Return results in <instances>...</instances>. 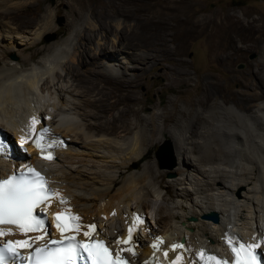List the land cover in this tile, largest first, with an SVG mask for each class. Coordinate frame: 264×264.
<instances>
[{"label": "bare ground", "instance_id": "6f19581e", "mask_svg": "<svg viewBox=\"0 0 264 264\" xmlns=\"http://www.w3.org/2000/svg\"><path fill=\"white\" fill-rule=\"evenodd\" d=\"M18 4L11 1L0 14L16 12ZM70 4L72 14L93 9L90 0ZM169 9L185 14L178 20L183 40L179 51L170 50L169 21L161 18L164 30L155 50L160 46L163 54L150 62L186 54L200 36L212 68L192 70L185 57H175L178 74L184 73L179 83L194 80V94L188 99L176 95L166 112L158 106L145 116V104L135 107L142 102L139 88L147 78L146 66L139 62L154 52L131 49L121 18L110 21L109 32L86 14L65 38L47 45L34 59L31 48L58 29L53 11L33 18L31 29H18L0 16V137L10 146L8 155H0V179L29 167L45 173L57 194L45 212L37 209L46 217L45 241L61 237L55 214L67 210L80 217L82 226L79 234H70L87 240L83 232L95 224L92 239L105 240L115 253L131 247L134 255L120 252L131 264H173L177 256L178 264H195L199 249L226 251L228 237L244 243L264 240V14L249 7L228 8L204 13L197 26L196 10L190 11L188 0H173ZM248 51H258V58L249 59L246 70L236 69L233 57L241 59ZM221 71L227 73L225 80ZM162 117L164 123H174L160 139L174 145L182 166L179 175H156L151 169L155 161L132 167L157 140ZM33 118L38 121L34 130ZM45 128L42 153L34 141ZM21 137L27 140L22 146ZM50 151L53 158L45 159ZM157 158L162 164L158 152ZM150 196L168 201L159 206L155 224L146 215ZM61 198L67 203H60ZM211 211L218 212L219 222L203 217ZM137 216L143 223L137 224L132 241L116 244L127 240ZM0 228L14 233L0 237L2 243L41 234L26 237L16 226ZM173 245L183 247L173 250Z\"/></svg>", "mask_w": 264, "mask_h": 264}, {"label": "rangeland", "instance_id": "374dc122", "mask_svg": "<svg viewBox=\"0 0 264 264\" xmlns=\"http://www.w3.org/2000/svg\"><path fill=\"white\" fill-rule=\"evenodd\" d=\"M11 1L19 2L17 7L18 10L10 14L2 12L0 16L5 17L4 20L11 21V23L18 29L33 28L32 25L28 26L33 18L36 16L40 17L42 14L47 15L50 11H53V23L57 25L58 29L46 33L44 35V41L31 48L30 51L36 52L34 59L38 58L43 52H45L47 45L65 38V36L75 28L73 25L80 24L86 17V14L92 15L93 20L101 25L103 28L102 30L105 29L109 32L112 28L110 21L112 23V21H114L113 19L121 18L123 21L121 26L123 29L122 34L125 41H128V44L131 43V46L133 47L131 49L133 51L148 49L150 52H154V54H152L146 61H143L142 63L139 62L141 66H146L145 70L147 78L146 82L142 83L139 88L142 102L136 103L135 107L138 108L142 107L144 104L146 105L147 109L141 112L143 116L150 114L158 106L161 108L160 111L166 112L171 108V98H175L179 94L181 99H188L194 94V80H191L189 83H179V79L184 76V73L178 74L177 66L174 65L175 57H185L192 70L196 69L199 72H206L209 68H212L211 55L205 45L201 46L203 38L200 36H196L194 40L191 41L189 44L190 49L186 54L184 52H181L179 55L172 54L166 60L157 61L155 64L150 62L151 60L156 59L158 54H163L160 46L155 50L156 42L160 39V34H162L164 30V27H162L163 21L160 20L161 18H166V20L169 21V32H171L169 49L172 51H179L180 42L183 40V37L180 35L183 24L178 20L180 17H184L185 14L183 12L179 13L178 11L174 12L169 9L173 0H103V6L100 3L101 0H90L91 8L93 9L86 10L83 14L78 12L72 14L70 0H0V8H4L7 4H10ZM188 2L190 5V11L196 10L195 21H197V26L202 22L201 18L204 13H212L219 10L225 11L228 8H231L232 10H241L242 8L249 7L254 8V13L258 12L264 14V0H188ZM48 7L49 10H47ZM174 14H178V17H175ZM38 22L39 21H35L36 24ZM1 28L2 27H0V29ZM128 30H130V32ZM53 35H55L54 38ZM89 38V32H86L85 40H88ZM258 56V51H248L243 54L241 59H238L236 56L233 57L235 68L241 71L246 70L247 61L249 59H256ZM220 75H222L221 78L223 80L227 77L225 71H221ZM168 77H172L176 82L173 81L171 83ZM163 106L166 109L163 110ZM159 123V129L156 132L157 140L149 145L146 154L135 162L132 167L140 169L143 163H148L152 166L155 161L156 165L151 167V169L156 175L161 174L162 171H169V175H179L180 171H182V166L180 169L174 145L173 151H175L174 154L176 158V164L174 167H172V159L167 158L163 160L162 164H160L157 158V152L166 140H168L160 139L162 132L174 124L169 120L164 123L163 117L160 118ZM196 151L198 153L199 149ZM165 194L166 191L163 190V195ZM167 203L168 201L162 197L150 196L149 208L146 213L147 219L154 222L153 218L159 213V206L167 205ZM166 212L168 213L167 210Z\"/></svg>", "mask_w": 264, "mask_h": 264}, {"label": "snow or ice", "instance_id": "6c2138e0", "mask_svg": "<svg viewBox=\"0 0 264 264\" xmlns=\"http://www.w3.org/2000/svg\"><path fill=\"white\" fill-rule=\"evenodd\" d=\"M38 121L33 118V130ZM48 132L44 129L34 143L42 153L46 149L41 145L43 135ZM27 143L25 137H21L19 144L22 146ZM51 147V145H49ZM10 146L5 140L0 137V155H8ZM45 159H52L51 153H48ZM28 173L31 175L20 174L19 177L12 176L8 179L0 180V225L16 226L24 236L28 233L40 232L41 234L35 237L26 238L24 240L7 241L0 246V264H126L120 258V252H132L133 249L121 248L113 256L112 251L103 240L92 239L96 225H88V231L83 232V236L87 240L77 239V235L81 231L80 217L71 214L67 210L57 212L55 214V226L60 231V240H46L48 235L45 229V219H41L36 215V210L40 209L43 213L46 211L50 200L54 195H57L47 187L45 178L34 168L29 167ZM60 203H67L61 198ZM45 207H41V206ZM143 223L140 217H135V222L128 229V237L118 239L116 244L125 245L132 241L133 231L137 224ZM69 233V234H66ZM11 230L5 231L0 228V237L12 235ZM45 241L41 246L37 242ZM159 243H162L160 241ZM159 243L153 244V248H158ZM234 259L229 262L226 259H218L215 254L209 255L203 250L199 253L200 260L203 264H264V240L259 243H244L234 241L231 237L226 239ZM183 247V245H173L172 248ZM19 249H29V255H21ZM165 252V256H167ZM181 257L177 256L173 264H178Z\"/></svg>", "mask_w": 264, "mask_h": 264}, {"label": "water", "instance_id": "95a60500", "mask_svg": "<svg viewBox=\"0 0 264 264\" xmlns=\"http://www.w3.org/2000/svg\"><path fill=\"white\" fill-rule=\"evenodd\" d=\"M55 37V35H53V38ZM14 58H16L14 56ZM161 155V158L163 160L167 159V158H170L172 159V162H173V165L172 167L175 166L176 164V158H175V154H174V151H173V145L170 141H166L160 148V150L158 151V155ZM203 217H205L206 219H209V220H212L213 222H219L220 221V216L218 214V212L216 211H211V212H208L206 214L203 215Z\"/></svg>", "mask_w": 264, "mask_h": 264}]
</instances>
